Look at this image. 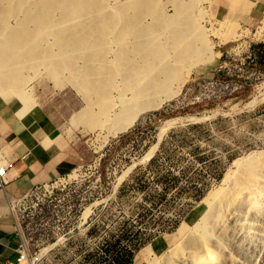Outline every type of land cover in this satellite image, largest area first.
I'll list each match as a JSON object with an SVG mask.
<instances>
[{"label": "bare ground", "instance_id": "6f19581e", "mask_svg": "<svg viewBox=\"0 0 264 264\" xmlns=\"http://www.w3.org/2000/svg\"><path fill=\"white\" fill-rule=\"evenodd\" d=\"M198 1L167 0L170 13L160 0H0V95L17 97L26 112L34 77L67 84L82 101L72 124L98 129L106 143L213 60V34L235 37V24L225 22L231 17L222 33L210 20L209 28L201 24ZM233 164L234 172L197 203L199 217L178 227L163 260L147 250L150 264H264V150Z\"/></svg>", "mask_w": 264, "mask_h": 264}, {"label": "rangeland", "instance_id": "374dc122", "mask_svg": "<svg viewBox=\"0 0 264 264\" xmlns=\"http://www.w3.org/2000/svg\"><path fill=\"white\" fill-rule=\"evenodd\" d=\"M168 5L164 10L171 13ZM198 6L205 11L198 13L201 24L209 28L211 21L213 30L222 33L230 21L236 25L235 37L222 41V36L213 34V60L194 67L176 96L140 114L125 131L109 134L106 143L96 137L98 129L92 132L72 124V114L82 101L67 84L57 87L34 77L26 86L33 107H49L60 133L78 149L81 164L68 181L84 173L83 179L70 184L72 189L80 195L88 188L90 203H104L99 211L103 225L94 229L104 233L107 249L116 241L141 254L151 238L175 232L183 223L191 225L199 217L197 203L234 172V161L264 150V8L260 21L248 28L238 21L239 12L257 15L254 0H199ZM256 97L258 101L249 106ZM167 121L171 124L161 131ZM105 134L106 130L100 133ZM94 243L82 246L86 254ZM165 252L157 259L163 260ZM40 264L96 263L66 246L54 249Z\"/></svg>", "mask_w": 264, "mask_h": 264}, {"label": "crops", "instance_id": "0c3cea01", "mask_svg": "<svg viewBox=\"0 0 264 264\" xmlns=\"http://www.w3.org/2000/svg\"><path fill=\"white\" fill-rule=\"evenodd\" d=\"M254 4L257 15L239 12L238 21L244 27L252 28L260 21L264 0H254ZM19 109L16 99L0 95V161L6 166L8 180L0 189V264L17 257L19 238L9 203L25 197L36 186L71 175L81 164L78 149L60 133L58 119L49 107L34 106L26 112ZM98 205L101 208L104 203L99 201ZM176 231L151 238L141 254H132L127 264H148L143 251L153 255L165 252L175 243Z\"/></svg>", "mask_w": 264, "mask_h": 264}, {"label": "built area", "instance_id": "2783aa9c", "mask_svg": "<svg viewBox=\"0 0 264 264\" xmlns=\"http://www.w3.org/2000/svg\"><path fill=\"white\" fill-rule=\"evenodd\" d=\"M76 175L79 179L86 176L84 173ZM69 177L36 186L25 197L9 203L19 243L15 261L5 264H40L54 249L66 246L72 251L78 249L81 258H92L96 264H106L107 258L115 264L114 258L126 246L114 241L112 249H107L104 233L94 229L103 225L99 205L87 199L88 188L77 194L70 184L78 178L68 181ZM7 182L6 166L0 161L1 190ZM93 242L90 253L86 254L83 247ZM126 249L133 252L130 246Z\"/></svg>", "mask_w": 264, "mask_h": 264}, {"label": "trees", "instance_id": "16d2710c", "mask_svg": "<svg viewBox=\"0 0 264 264\" xmlns=\"http://www.w3.org/2000/svg\"><path fill=\"white\" fill-rule=\"evenodd\" d=\"M200 195L201 194H199L198 196ZM131 256H132V253L128 251L125 247H123L121 250V253L117 257L114 258L115 264H127Z\"/></svg>", "mask_w": 264, "mask_h": 264}, {"label": "water", "instance_id": "95a60500", "mask_svg": "<svg viewBox=\"0 0 264 264\" xmlns=\"http://www.w3.org/2000/svg\"><path fill=\"white\" fill-rule=\"evenodd\" d=\"M69 236V235H68Z\"/></svg>", "mask_w": 264, "mask_h": 264}]
</instances>
